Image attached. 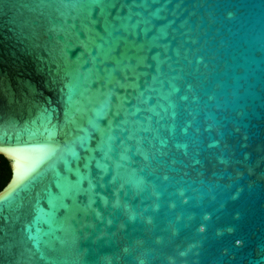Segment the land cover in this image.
<instances>
[{
  "label": "water",
  "instance_id": "1",
  "mask_svg": "<svg viewBox=\"0 0 264 264\" xmlns=\"http://www.w3.org/2000/svg\"><path fill=\"white\" fill-rule=\"evenodd\" d=\"M0 154V264H264V0H0Z\"/></svg>",
  "mask_w": 264,
  "mask_h": 264
},
{
  "label": "bare ground",
  "instance_id": "2",
  "mask_svg": "<svg viewBox=\"0 0 264 264\" xmlns=\"http://www.w3.org/2000/svg\"><path fill=\"white\" fill-rule=\"evenodd\" d=\"M50 151L48 149H41L13 153L4 150L7 156L16 158L14 166L16 180L26 177L30 173L29 171H32L38 162H42Z\"/></svg>",
  "mask_w": 264,
  "mask_h": 264
},
{
  "label": "trees",
  "instance_id": "3",
  "mask_svg": "<svg viewBox=\"0 0 264 264\" xmlns=\"http://www.w3.org/2000/svg\"><path fill=\"white\" fill-rule=\"evenodd\" d=\"M11 175L10 161L0 154V190L8 182Z\"/></svg>",
  "mask_w": 264,
  "mask_h": 264
}]
</instances>
